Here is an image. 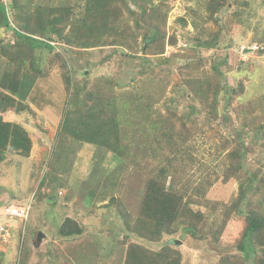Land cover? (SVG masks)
<instances>
[{"label": "rangeland", "instance_id": "rangeland-1", "mask_svg": "<svg viewBox=\"0 0 264 264\" xmlns=\"http://www.w3.org/2000/svg\"><path fill=\"white\" fill-rule=\"evenodd\" d=\"M129 1L130 8L138 11ZM233 1L225 0L213 13L210 0H154L150 12L161 6L159 13L166 15L158 29L163 33L165 49L162 54L147 57H143L146 17L132 15L126 8L123 27L134 37L130 41L127 38L125 50L113 45L90 49L69 46L57 34H50L55 50L40 49L34 55L42 74L33 73L38 75L33 99L23 101L29 111L4 113L7 119L14 117L25 123L32 146L27 156L7 151L0 163V225L10 203H34L25 223L9 221L7 233L0 230V264H125L128 246L133 242L155 250L168 242L183 252L184 264H219L221 257L228 259L224 264L244 261L237 244L247 215L230 210L239 203L245 172L264 175V138L254 143L251 137L260 135L256 129L264 123V104L250 105L255 102L254 96L264 92V0H236V5ZM19 2L24 17L38 6L47 11L53 6L70 5L71 18L81 19L86 6V0ZM233 6L237 14L232 13ZM181 17L186 24L179 22ZM150 21H155L152 15ZM13 24L23 29L14 19ZM67 32L68 24L64 35ZM217 36L213 49L197 46L198 38L213 40ZM0 37L12 43L16 39L13 31L4 28ZM111 39L108 34L102 37L104 44ZM128 53L136 54L122 57ZM214 65L221 71L223 86L216 102L203 95L207 83L200 78H215ZM2 68L9 66L4 62ZM67 75L72 78L69 82ZM257 89L262 92L257 93ZM99 93L113 96L112 102L117 105L104 113L120 122L121 144L129 151L124 159L103 145L78 140L65 127L66 113L72 112L70 118L76 125L75 109L84 106L85 111L87 102L98 107L94 97ZM89 95L92 99L86 100ZM212 103L217 113L211 112ZM137 107L141 110L134 111ZM251 107L256 110L245 131L242 122L250 116L245 119ZM148 112L150 119L141 123ZM157 118L155 128L147 123ZM130 120L138 123L130 126ZM165 120L175 126L170 136L165 135L170 132ZM170 138L181 143L180 149L171 150ZM239 141L247 146L241 178L220 179L208 191V172L216 167L223 170L228 151ZM169 161L173 166L167 165ZM166 166L177 175L176 188L184 201L205 215L200 227L208 233L206 240L186 234L188 227L180 223L175 233L163 234L160 239H141L134 230L141 224L149 178ZM249 199L239 208L264 213V191L256 190ZM66 217L77 220L84 232L68 238L59 236ZM12 227H18L21 233L12 232ZM216 231L217 239L213 237ZM39 232L46 234L40 242Z\"/></svg>", "mask_w": 264, "mask_h": 264}, {"label": "trees", "instance_id": "trees-1", "mask_svg": "<svg viewBox=\"0 0 264 264\" xmlns=\"http://www.w3.org/2000/svg\"><path fill=\"white\" fill-rule=\"evenodd\" d=\"M137 7L136 9L130 8L131 1L129 0H86L85 14L81 19H72L73 16L72 7L68 6H53L47 11L43 7H36L27 16H23V6L19 0H0V29L13 31L16 39L12 42H7L3 37H0V163L4 159V155L7 151H12L21 155H28L32 146V138L28 128L14 117L6 118V114L9 112L20 113L29 111V105L23 101L27 98H32L35 91V84L38 75L33 73L42 74L41 67L36 63V57L34 56L40 49L55 50L56 44H52L50 34H57L58 38L62 40L65 45L77 46L85 49L97 48L102 46H117L122 49L127 45V38L130 41L134 37V33L130 32V29L123 27V18L125 12L123 9H127L132 15H138L146 17L148 25V31L144 34L143 41L147 42L146 50H144L143 57H147L153 54H162L165 49V42L159 32L160 24L165 23L166 17H162L161 6L153 8V12H150V8L154 7V0H132ZM225 0H210L213 13L224 5ZM237 1H233V5H236ZM237 7V6H236ZM47 12V15H45ZM211 13V16L213 15ZM233 14L238 13V9L233 6ZM150 15L155 19L154 22L150 21ZM14 21L21 23L19 26L13 24ZM181 24H186L184 17L179 19ZM68 24V32L64 35V30ZM137 25L142 26L137 20ZM104 34H108L112 37L110 42L104 44L102 37ZM47 36V37H46ZM124 36L123 39H120ZM218 36L213 40H202L198 38L197 46L206 50L213 49L217 43ZM187 45V44H186ZM125 50V49H124ZM57 54H59L57 52ZM136 53L124 54L134 56ZM127 57V56H126ZM64 60V59H63ZM6 62L9 66L8 69H3L2 65ZM62 65L66 68L67 61L64 60ZM201 61H198V66H201ZM27 67L30 72L27 71ZM31 67V68H29ZM213 70L217 71V76L213 78L211 76H202L201 82L205 85L204 96L209 99V96L213 97V101H217L220 91L223 90V86L220 82L221 71H219L216 65L213 66ZM190 76H194L193 72L189 73ZM67 82L72 80L71 76H66ZM256 82H254L255 86ZM241 91L244 86L240 85ZM256 88V87H255ZM257 93L262 92L260 89L256 90ZM262 95L257 94L254 96L255 102L250 105L264 104V92ZM188 94V93H187ZM186 94V97H187ZM256 94V93H255ZM92 96V94H91ZM210 97V98H211ZM92 97L87 96L86 100H90ZM78 99L77 101H79ZM98 107L92 106L88 102L85 104L86 110L82 112L84 106L76 108L78 113L77 123L73 125L74 119L70 118L72 112L66 113L65 127L72 136L80 141L87 142L88 144L103 145L107 149L115 152L119 157L123 158L129 154L127 146H123L122 142V130L120 122L115 118H110L108 113H104L106 110L117 107L116 103L112 102L113 96H104L102 94H96L94 97ZM76 101V102H77ZM211 112L217 113V107L212 103ZM228 109V105L226 106ZM241 108L239 106L236 111ZM139 108H135L134 111ZM123 110V109H121ZM141 110V108L139 109ZM256 108L251 107V111L245 114V121L242 122V127L248 128L249 120L253 117ZM76 113V114H77ZM150 113L143 116L141 123L150 119ZM252 113V114H251ZM133 115L132 110L130 112ZM229 117L228 114H225ZM134 116L140 117L136 112ZM149 120L153 128L159 123ZM170 127V132L165 133L166 136H170L171 132L175 130V126H170V122L165 120ZM138 122L129 121L130 126H135ZM77 125L81 128H76ZM184 126H186L184 124ZM219 126V125H218ZM264 123L260 125L258 132L260 135H253L252 141L258 143L263 139ZM162 145V144H161ZM168 145L172 148V151L180 149L181 143L172 142V139H168ZM247 146L245 143L239 141L236 146L228 151L227 165L222 169H211L208 172V191L210 187L216 186L217 181L223 179L224 182L233 178H241V171L244 169L245 156ZM168 161V157H167ZM167 165L173 166L172 161H169ZM264 165V162H262ZM175 167L177 165L175 164ZM174 167V170L177 168ZM169 166L163 167L159 172L149 178L147 183L146 193L141 205V222L140 226H136L138 236L141 239H160L163 234H173L177 231L176 225L180 223V226H187L186 234L192 235L202 240H206L208 233H203V228L200 227L201 220L205 219V215L201 211L195 210L190 206V202L184 201L183 195L179 194L176 188L177 175L171 173ZM246 179L241 180L240 194L238 197L239 203H237L230 210L235 211L239 215L246 216V227L242 234V237L237 244L238 251L242 252L244 261L240 264H246L245 261H250L249 264H264V213L251 208H239L240 204L245 201H250L249 197L253 192L264 191V175L260 172L246 171ZM170 184H168V180ZM210 188V189H209ZM179 189V188H178ZM197 192V191H196ZM249 203V202H248ZM247 203V204H248ZM5 203H2V205ZM20 204V203H17ZM250 204V203H249ZM197 217V218H196ZM196 218V220H195ZM19 225V224H18ZM12 232L20 230L18 227H12ZM133 230V229H132ZM21 233V230L19 231ZM84 232L83 226L79 222L71 217H66L62 222L59 236L61 237H73L80 235ZM219 231L213 234V237L217 239ZM247 254V255H246ZM230 258V257H229ZM185 256L183 252L171 245L165 243L160 249H152L139 242L130 243L126 253L125 264H184ZM228 261L227 257H221L219 264H224Z\"/></svg>", "mask_w": 264, "mask_h": 264}, {"label": "built area", "instance_id": "built-area-1", "mask_svg": "<svg viewBox=\"0 0 264 264\" xmlns=\"http://www.w3.org/2000/svg\"><path fill=\"white\" fill-rule=\"evenodd\" d=\"M29 209H30L29 205H11L5 207L4 209L5 213H3L4 221L3 224H1L0 226V230L3 232L5 231V233H7L8 229L6 225L9 221H16L17 223L19 219L20 222L25 223L29 215ZM5 233L3 234L5 235Z\"/></svg>", "mask_w": 264, "mask_h": 264}, {"label": "clouds", "instance_id": "clouds-1", "mask_svg": "<svg viewBox=\"0 0 264 264\" xmlns=\"http://www.w3.org/2000/svg\"><path fill=\"white\" fill-rule=\"evenodd\" d=\"M184 45L186 46V43H185ZM168 48H170V47L168 46ZM33 203H34V201H33V202H30V203L26 202V203H20V204H17V203H10L9 206H11V205H29L30 208H31V206L33 205ZM7 207H8V206H7ZM29 213H30V209H29ZM28 216H29V215H28ZM27 219H28V218H27ZM26 221H27V220H26ZM2 223H3V221H2ZM17 223H22V222H20L19 219H18ZM0 226H1V225H0Z\"/></svg>", "mask_w": 264, "mask_h": 264}, {"label": "water", "instance_id": "water-1", "mask_svg": "<svg viewBox=\"0 0 264 264\" xmlns=\"http://www.w3.org/2000/svg\"><path fill=\"white\" fill-rule=\"evenodd\" d=\"M246 50H248V49H246ZM44 236H45V234L43 232H39L38 236H37V240L40 242Z\"/></svg>", "mask_w": 264, "mask_h": 264}, {"label": "crops", "instance_id": "crops-1", "mask_svg": "<svg viewBox=\"0 0 264 264\" xmlns=\"http://www.w3.org/2000/svg\"><path fill=\"white\" fill-rule=\"evenodd\" d=\"M45 236H46V234H45ZM45 236H44V237H45Z\"/></svg>", "mask_w": 264, "mask_h": 264}]
</instances>
